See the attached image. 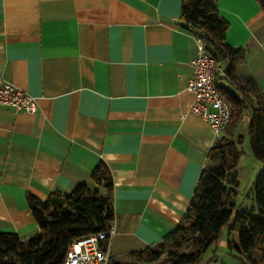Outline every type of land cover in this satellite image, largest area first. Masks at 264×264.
<instances>
[{
    "label": "crops",
    "instance_id": "1",
    "mask_svg": "<svg viewBox=\"0 0 264 264\" xmlns=\"http://www.w3.org/2000/svg\"><path fill=\"white\" fill-rule=\"evenodd\" d=\"M218 5L227 42L246 51L234 75L264 93V11L257 0ZM181 10L182 0H0V76L38 104L0 106V232L36 234L27 195L96 189L101 161L113 177L112 256L153 246L179 225L223 133L190 112L198 44ZM248 159L254 185L264 166Z\"/></svg>",
    "mask_w": 264,
    "mask_h": 264
},
{
    "label": "trees",
    "instance_id": "2",
    "mask_svg": "<svg viewBox=\"0 0 264 264\" xmlns=\"http://www.w3.org/2000/svg\"><path fill=\"white\" fill-rule=\"evenodd\" d=\"M219 1L182 0L179 22L201 37L215 58L220 69L217 86L231 105V121L210 148L179 225L159 243L113 256L110 264H201L203 254L219 239L225 226L236 232L229 247L241 264H264V167L254 183L256 206L238 210L236 202L241 185V144L246 134L251 153L264 164V93L252 77L241 79L233 73L235 66L246 60V51L227 42L229 22L219 12ZM257 1L264 11V0ZM247 116L245 134L241 123ZM91 178L96 189L81 183L68 194L53 191L45 200L28 194L39 231L26 239L13 232H0V264H64L73 240L110 226L115 214L108 164L101 161Z\"/></svg>",
    "mask_w": 264,
    "mask_h": 264
},
{
    "label": "built area",
    "instance_id": "3",
    "mask_svg": "<svg viewBox=\"0 0 264 264\" xmlns=\"http://www.w3.org/2000/svg\"><path fill=\"white\" fill-rule=\"evenodd\" d=\"M198 55L191 62L193 73L187 89L193 94L190 112L207 121L217 132L222 131L231 121L232 108L218 89L216 76L220 71L217 62L207 51L201 37L195 36ZM7 105L16 111L35 112L37 100L31 94L17 88L0 76V106ZM113 226L73 240L68 247L64 264H110Z\"/></svg>",
    "mask_w": 264,
    "mask_h": 264
},
{
    "label": "rangeland",
    "instance_id": "4",
    "mask_svg": "<svg viewBox=\"0 0 264 264\" xmlns=\"http://www.w3.org/2000/svg\"><path fill=\"white\" fill-rule=\"evenodd\" d=\"M249 121V117H245L244 121L241 123V129L244 130L243 133L246 134V125ZM241 148L243 150V157L246 159L247 163V169H249V173L247 174L246 178H243L240 186V193L238 195V199L245 200L246 205L249 209L252 208L253 205L256 206L255 198H254V185L250 182V173L253 170V163L251 162L249 157L256 158L251 153V147H250V140L248 135L246 134V137L244 141L241 144ZM245 151L248 153H245ZM258 160V159H254ZM245 162V161H244ZM258 162H261L258 160ZM241 166H243V161L241 163ZM264 166V164H263ZM243 174H244V168H243ZM242 174V175H243ZM259 175V174H258ZM242 177V176H241ZM258 177V176H257ZM257 177L254 179V183L257 180ZM101 194H103V190L101 191ZM236 232L233 231L230 226H225L222 233L219 236V239L213 243L208 250L203 254L202 263L201 264H241V260L236 255L235 251L230 249L229 247V241L236 239Z\"/></svg>",
    "mask_w": 264,
    "mask_h": 264
}]
</instances>
